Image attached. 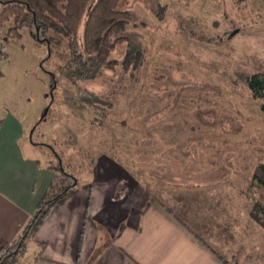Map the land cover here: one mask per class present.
I'll use <instances>...</instances> for the list:
<instances>
[{"label": "rangeland", "instance_id": "1", "mask_svg": "<svg viewBox=\"0 0 264 264\" xmlns=\"http://www.w3.org/2000/svg\"><path fill=\"white\" fill-rule=\"evenodd\" d=\"M119 8L131 21L111 55L118 64L90 81L63 72L70 43L83 48L87 13L74 38L48 32L38 42L23 28L4 41L6 24L0 108L31 125L44 166L56 154L85 184L93 166L112 161L130 177L121 183L176 199L189 224L205 216L213 227L206 240L230 264H264V227L252 217L255 204L264 207L253 177L264 166V115L247 89L251 75L264 74V0H125ZM127 45L139 65L124 71ZM34 251L28 244L23 258Z\"/></svg>", "mask_w": 264, "mask_h": 264}, {"label": "crops", "instance_id": "2", "mask_svg": "<svg viewBox=\"0 0 264 264\" xmlns=\"http://www.w3.org/2000/svg\"><path fill=\"white\" fill-rule=\"evenodd\" d=\"M24 123L12 108H0V242L19 237L54 178L41 162L42 146L28 136L31 125ZM108 163L106 168L93 166L92 180L54 205L28 243L35 247L32 257H22L18 264H225L219 258L224 254L206 240L213 237V227L205 216L192 211L197 225L189 224L187 210H177L176 199L165 202L151 188L121 183L130 178L128 173ZM150 196L173 214L158 202L145 208Z\"/></svg>", "mask_w": 264, "mask_h": 264}, {"label": "trees", "instance_id": "3", "mask_svg": "<svg viewBox=\"0 0 264 264\" xmlns=\"http://www.w3.org/2000/svg\"><path fill=\"white\" fill-rule=\"evenodd\" d=\"M125 0H95L88 10L90 0H0V31L6 24L12 22L13 26L5 33L6 40L20 38V29L26 28L31 35L41 42L48 32L63 38H74L81 19L86 14L83 31V48L78 50L73 42L70 43V59L63 68L64 75L70 81L95 80L102 71L114 70L117 62L111 55L117 46L127 41L124 35L131 21V14L119 7ZM0 40V54L5 45ZM139 53L130 45L126 47L125 56L120 63L126 71L139 65ZM51 85H56V79L51 76ZM247 89L252 99L264 115V74H253L247 79ZM94 99V97H93ZM90 100V99H89ZM92 105L94 101H89ZM46 114V111L44 112ZM43 121V120H41ZM55 165L50 164L47 170L54 174L48 190L41 198L35 213L23 228L19 237L13 242H0V264H18L25 255L27 245L39 228L42 226L51 209L61 199L75 194L78 190V180L68 173L62 160L55 154ZM253 177L264 186V166L254 169ZM160 201L150 196L147 208L151 203ZM168 213L173 214L172 208L160 203ZM264 207L255 204L252 211L253 219L264 227L261 214ZM177 217V216H176ZM186 227L185 222L177 217ZM188 227V226H187ZM189 231L201 241V236L193 228ZM40 253L36 258H39ZM219 256V255H218ZM225 263L231 262L219 256Z\"/></svg>", "mask_w": 264, "mask_h": 264}]
</instances>
